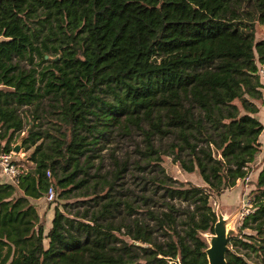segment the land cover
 <instances>
[{
    "label": "trees",
    "instance_id": "16d2710c",
    "mask_svg": "<svg viewBox=\"0 0 264 264\" xmlns=\"http://www.w3.org/2000/svg\"><path fill=\"white\" fill-rule=\"evenodd\" d=\"M256 22L264 0H0V151L20 139L32 164L0 182V264H208L210 197L260 151L226 264L264 263ZM125 138L136 156L101 172ZM166 156L204 183L174 178ZM50 186L65 201L46 230L31 199Z\"/></svg>",
    "mask_w": 264,
    "mask_h": 264
},
{
    "label": "rangeland",
    "instance_id": "374dc122",
    "mask_svg": "<svg viewBox=\"0 0 264 264\" xmlns=\"http://www.w3.org/2000/svg\"><path fill=\"white\" fill-rule=\"evenodd\" d=\"M255 37L257 40L264 37V22L255 23ZM261 82L264 84V81H261ZM257 102L259 105V112L256 115L264 124V89H263V99L258 100ZM19 140L20 139H18L15 142V144L19 142ZM259 140L263 146L264 145V130L259 136ZM133 149H134V140L130 138L122 139V141H119V142L118 140L114 141L106 145L104 149H102V151L100 152V157L96 158L94 163L96 166H100L99 170L103 172L106 169L113 167V155L122 157L124 153L127 152L130 154L131 158L135 157L136 153L135 151H133ZM22 152H25V155H24L25 157L29 151L19 149L15 153L16 155L20 156L19 153H22ZM262 157H263V153L262 151H260L257 154L255 162H253L250 165L251 170L248 176H246L244 179H238L234 186L225 189V191H223L222 194L220 195L213 194L210 197V203L215 209V211H216L217 206L219 205L221 211L225 214H230L233 212L237 213L236 222H235L237 233L239 232V226L241 224V219L243 218L245 214H247V211H251L252 209L251 207L252 203L250 201V198L252 196L251 190L254 187V185L253 183H251L250 180L253 174L257 173L260 170L259 164L262 160ZM23 160L24 159H21L20 162ZM27 164L28 165L30 164V166H32L31 163H27ZM162 164L174 178H178L183 181L189 180L195 184H200V185L204 183L202 178L197 172L183 171V169H181L178 164L173 163L171 161L170 156L164 157ZM54 192H55V195L53 196L52 199H48L45 196H43L40 199H31L32 202H34L36 206L40 209L39 210L40 214H43L45 217V229L46 230L51 225V217L53 216L54 207L58 205L60 208H62V203L65 201V199L59 197L58 195L59 189L54 188ZM74 199H76V196L74 195H71L68 198L69 201H73ZM230 246L233 247L234 245H230ZM248 259L257 264H264L261 261V256L259 255V253H256L253 251L250 252V256H248Z\"/></svg>",
    "mask_w": 264,
    "mask_h": 264
},
{
    "label": "water",
    "instance_id": "95a60500",
    "mask_svg": "<svg viewBox=\"0 0 264 264\" xmlns=\"http://www.w3.org/2000/svg\"><path fill=\"white\" fill-rule=\"evenodd\" d=\"M47 56V55H46ZM56 59V57L54 58ZM21 140L17 142L13 151L20 149ZM216 221L213 230L204 234L207 241V247L204 249L208 264H226V251L229 248L228 241L237 234L235 227L237 213L225 214L220 206L216 208ZM169 264H182L178 256H163Z\"/></svg>",
    "mask_w": 264,
    "mask_h": 264
},
{
    "label": "built area",
    "instance_id": "2783aa9c",
    "mask_svg": "<svg viewBox=\"0 0 264 264\" xmlns=\"http://www.w3.org/2000/svg\"><path fill=\"white\" fill-rule=\"evenodd\" d=\"M259 75H260V80L264 81V64H261L259 66ZM15 155L16 153L13 150L0 151V168L4 173L12 177L14 179V182L17 181L18 174L23 172L25 168L23 164H20V162L18 161L19 159H17ZM20 157L23 158L24 155H21ZM54 195H55L54 188L50 186L47 193L45 194V197H47L48 199H52ZM248 212L249 211H247V213Z\"/></svg>",
    "mask_w": 264,
    "mask_h": 264
},
{
    "label": "crops",
    "instance_id": "0c3cea01",
    "mask_svg": "<svg viewBox=\"0 0 264 264\" xmlns=\"http://www.w3.org/2000/svg\"><path fill=\"white\" fill-rule=\"evenodd\" d=\"M259 112V111H258ZM257 112V113H258ZM20 154V156L21 155H25V152H22V153H19ZM19 155H15V157L17 158V159H19L18 161L20 162V160L21 159H23L22 157H20ZM21 158V159H20ZM20 164H23V166L24 167H26V165H27V167H29L30 166V164L28 165L26 162H25V160L24 161H21L20 162ZM258 174V172L257 173H255V174H253L254 175V177H256V175ZM253 177V176H252ZM0 182H14V179L12 178V177H10L9 175H7L6 173H4L3 171H2V169L0 168ZM32 201V200H31ZM51 219H52V217H51Z\"/></svg>",
    "mask_w": 264,
    "mask_h": 264
}]
</instances>
